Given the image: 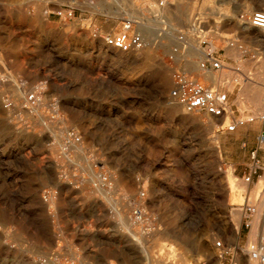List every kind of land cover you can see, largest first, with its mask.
<instances>
[{
    "label": "rangeland",
    "instance_id": "1",
    "mask_svg": "<svg viewBox=\"0 0 264 264\" xmlns=\"http://www.w3.org/2000/svg\"><path fill=\"white\" fill-rule=\"evenodd\" d=\"M63 2L0 0V68L57 99L129 200L139 191L137 177L144 179L158 226L142 235L130 218L131 201L124 212L111 213L97 195L63 182L45 137L26 128V117L14 118L0 93V264H221L216 239L251 245L252 232L243 226L245 195L258 194L264 184L241 179L249 162L240 144L243 129L226 133L186 112L170 96V70L156 51L112 50L85 24L46 17L45 9ZM247 8L263 9L264 0H174L171 12L181 25L199 9L214 11L215 18L221 13L226 32L249 40L253 31L236 21ZM99 23L119 28L118 21ZM263 59L244 62L251 82H258ZM239 89L234 101L241 115H255L249 103L240 104ZM228 162H237L235 172ZM230 175L246 190L229 192ZM247 258L238 254V264H250L252 255Z\"/></svg>",
    "mask_w": 264,
    "mask_h": 264
},
{
    "label": "built area",
    "instance_id": "2",
    "mask_svg": "<svg viewBox=\"0 0 264 264\" xmlns=\"http://www.w3.org/2000/svg\"><path fill=\"white\" fill-rule=\"evenodd\" d=\"M173 4L174 0H65L55 9H45L44 14L47 18L53 15L85 24L94 40H101L112 50L156 51L170 70V96L186 112L215 121L226 133H234L257 119L264 122V110L257 116L241 115L234 101L235 88H241L252 75L245 70L244 62L264 56V8L237 13L239 26L253 31L246 40L242 34L226 32L223 22L227 19L221 13L215 18L216 13L211 10H197L186 25H181L171 12ZM102 21H118L119 28L104 29L99 23ZM0 83L4 108L14 118L21 115L25 120L26 117V128L45 137L48 148L55 154L54 162H58L59 178L63 182L97 195L111 213L124 212L131 201L130 218L139 226L140 234L157 229V220L146 204L143 178L137 177L139 191L135 199L129 200L130 196L116 187L111 172L94 158L82 133L62 114L55 97L43 95L38 86H31L23 76L2 65ZM241 148H248L246 138L241 141ZM249 155L241 179L251 186L264 175V128L257 133ZM260 193L255 202L246 193L247 202L243 205V226L248 233L258 219L252 248L240 244L227 246L222 239H216L213 246L221 264H238V254L250 257L251 249L264 264V206L259 209Z\"/></svg>",
    "mask_w": 264,
    "mask_h": 264
},
{
    "label": "bare ground",
    "instance_id": "3",
    "mask_svg": "<svg viewBox=\"0 0 264 264\" xmlns=\"http://www.w3.org/2000/svg\"><path fill=\"white\" fill-rule=\"evenodd\" d=\"M248 9H250V8H247L246 10H248ZM253 10V9H252ZM193 11V10H192ZM218 11H220V10H218ZM192 12H190L189 14H187L186 15V18L187 19H190L191 17H192ZM223 15V14H222ZM225 15H227V14H225ZM225 17V16H224ZM241 27V26H240ZM242 28V27H241ZM246 30H248L247 28H245ZM259 32H261V31H259ZM247 33H249L250 34V32H249V30H248V32ZM236 57V56H235ZM263 57V56H262ZM261 57V58H262ZM260 58V59H261ZM260 59H258V60H260ZM258 60H254L253 62H255V61H258ZM258 68L260 69V70H258V73H256V75L254 76L255 78H256V80L258 81V82H256V83H254V82H251L252 80L250 79V77H248L246 80H245V82L242 84V86H241V88L239 89V96L240 97H244L245 99H244V101L243 100H240V104H242V105H244V104H247V103H249L251 106H249V107H251L252 108V110L254 111V113H255V115H257V114H259L260 112H262V110L264 109V59H263V61L262 62H260V64H259V66H258ZM160 70V69H159ZM246 71H248L247 69H245ZM254 80V79H253ZM230 87H233V85L231 84L230 85ZM239 100V99H238ZM245 107V106H244ZM248 108V107H247ZM174 109L176 110V111H179L181 108H180V105L179 104H175L174 105ZM181 111V110H180ZM183 113V112H182ZM216 140V139H215ZM213 147H215L216 148V150L218 151L219 150V147H218V145H217V142L216 143H214L213 144ZM228 177V176H227ZM264 177V176H263ZM262 178V177H261ZM236 179L237 180H239V178H237L236 177ZM260 180V179H259ZM236 180H234V177L232 178V176L230 175L229 176V178H228V190H229V192H231V193H233L235 190H239L240 191V189H242L243 190V188L245 189V187H243V186H237L236 185V182H235ZM258 183L260 184V186L262 187V184H264V179H262L260 182L258 181ZM257 183V184H258ZM256 184V185H257ZM260 186L259 187H257V188H259L260 189ZM246 190V189H245ZM262 191V193H260ZM258 191H255V193L254 194H256ZM260 194H261V196H260V202H259V209L261 210L262 208H263V206H264V188L263 189H261L260 190ZM249 193H250V191H249ZM258 193V194H259ZM254 194L253 195H251V193H250V195H251V200H256V198H257V196H258V194H256L255 196H254ZM245 199H246V202H247V198L245 197ZM243 209H244V207H243ZM235 214L237 215L238 213L237 212H235ZM257 231H258V219H256V221L254 222V226H253V228H252V230H251V232H252V235H251V239L253 240V241H255L256 239H255V237H256V235H257ZM250 232V233H251ZM254 243V242H253ZM252 243V244H253ZM252 244L250 245V248H252L251 246H252ZM249 245V244H248ZM251 255H252V258H251V263L250 264H258V260H259V258H258V256H257V254L251 249ZM251 255H250V257H251ZM250 257H248L247 258V260L250 258ZM260 261V260H259ZM261 263V262H260Z\"/></svg>",
    "mask_w": 264,
    "mask_h": 264
},
{
    "label": "crops",
    "instance_id": "4",
    "mask_svg": "<svg viewBox=\"0 0 264 264\" xmlns=\"http://www.w3.org/2000/svg\"><path fill=\"white\" fill-rule=\"evenodd\" d=\"M52 17H55V16L52 15L51 18ZM263 128H264V122H262V121H260L258 119L253 121V122H251V123H248L246 126L240 128V129H243V131L245 132L244 138H246L247 141H248V148L247 149L241 148V149H243L245 151V153L248 154L249 160H250V155H249L250 151L255 146V137H256L257 133ZM240 144H241V142H240ZM228 163H233L234 164V168H236V170H237V167H236L237 166L236 165L237 162H228ZM247 163L248 162H244V165L247 164Z\"/></svg>",
    "mask_w": 264,
    "mask_h": 264
}]
</instances>
